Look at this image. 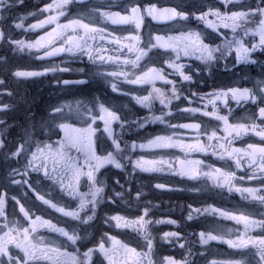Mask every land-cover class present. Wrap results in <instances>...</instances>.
<instances>
[{
    "label": "snow or ice",
    "instance_id": "obj_1",
    "mask_svg": "<svg viewBox=\"0 0 264 264\" xmlns=\"http://www.w3.org/2000/svg\"><path fill=\"white\" fill-rule=\"evenodd\" d=\"M23 3L24 0H0V22L6 21L12 10ZM115 3L116 0L112 4L107 0H51V3L41 9V12L49 13L47 18L31 24L24 31H36L46 25L55 27L33 42L16 39L11 28L6 31V24H0V45H4L6 41V46L19 52H24L25 49L35 51V59L40 61L67 56L83 64L86 58L87 64L80 71L85 76L92 72L100 81L111 84L113 92L129 94L117 87V80L142 88L151 86V91L143 88L147 95L141 92L133 95L132 99L153 113L139 120L128 121L116 108L108 106L100 97H95L76 101L75 106L67 103L50 106L46 110L47 114L39 117L36 113L31 116L26 114L27 123L22 127L17 140L5 136L11 125L0 119V157L8 165L3 182L21 188L27 185L26 191L31 192L35 200L45 206L28 207L20 199L12 197L19 205L23 221L19 218L11 219L6 213L9 199L7 187L0 192V264H196L191 248L182 259L171 255L158 258L155 238L149 228L153 221L148 219L147 206L144 207L143 214L134 219L119 214L104 216V223L109 227L115 222L116 228H131L140 235L144 241L141 250L129 247L107 232L98 244L88 247L86 238L79 234L76 227L68 224L67 220H57L54 223L55 218L47 211L51 209L68 220L91 225L99 218L102 205L117 201H123L129 206L132 203L139 205L145 192L143 187L133 183L137 171L158 173L167 170L172 175L186 177L188 180L207 178L215 188L227 189L230 193L234 191L240 194L241 199L264 206V68L259 78L252 80L240 67L258 64L252 58L253 53L264 54V0H219L218 4L198 0L190 6H186L183 0H177L171 7L159 6L152 0H128L123 6L126 14L112 10ZM219 5H223V11ZM205 8L208 10L205 11ZM61 17L67 22H61ZM145 17L169 27L163 29V33L157 29L154 34L152 26L145 24ZM23 19L25 18L22 17L21 21ZM193 19L203 23L205 28L211 29V33L216 35L205 34L202 30L190 27ZM109 24L134 26V31L127 27L109 30ZM12 27L24 28L22 22L14 23ZM145 27L146 38L142 35ZM220 29L228 31L221 33ZM172 32L177 34H171ZM249 37H258V42L255 39L249 42ZM233 53L234 60H229ZM182 57L199 61L210 75L214 69L219 68L221 61H227L224 70L237 77L232 84L219 90L206 94L192 92V96H198L202 107H193L194 102L188 96H184V99L188 100L189 106H175L179 113H199L201 117L218 121V124L212 125L204 120L179 122L172 111L170 106L173 101L181 99V86L169 77L179 76L180 81L188 85L198 82L193 77V72L196 71L194 66L180 62ZM4 63H7L6 59ZM89 64L94 66V70L88 68ZM68 71L70 69L66 66L49 65L43 71H12L8 75L19 79ZM202 71L203 69L200 70ZM199 74L196 72L197 77ZM243 79H248L252 86H245ZM157 81L162 85H171V94L157 87ZM88 82L87 79L63 80L65 86ZM7 83L6 78H0V97L12 96V92L7 90ZM229 100L235 103L236 108L243 109L246 115L240 117ZM156 101L162 106L159 115L154 111ZM218 101L227 109V114H221ZM209 106L211 111L208 110ZM9 110L8 104L0 103V112ZM73 117L81 123V127L72 126L70 121ZM167 117L177 119V122H172ZM157 123L173 131L170 134L155 135L146 143H129L124 138L126 132L133 131L131 124L139 130L148 124ZM114 125L119 126L120 132L115 130ZM57 127L64 136L54 141L53 136H59V132L55 131ZM250 136L258 137L259 142L246 141V146H234L237 140ZM72 149H75L76 156L71 155ZM173 149L179 150L184 156L165 158L174 153L164 150ZM137 150L141 153L161 151L158 159H147L143 155L133 159L132 153ZM192 153L205 156L210 154L223 164L215 167L202 159H191L189 157ZM12 161L17 165L24 161L26 163H23V167H17L11 164ZM128 165L131 166V173L127 172ZM112 168L124 173L127 179L122 182L118 173L111 172ZM237 172H245V175L238 176ZM32 173L37 174L34 181ZM113 178L114 183H111ZM44 181H50L53 187L46 191L48 186ZM237 181H258L259 185L238 186ZM55 187L59 188L63 196L76 201V205L53 197L51 192ZM154 187L168 191L183 190L163 183H155ZM84 188L87 190H83ZM189 207V221L195 218L194 214L217 215L243 225V231L234 239L232 230L225 233L214 229L199 233L202 245L217 241L236 250L232 259L213 260L211 264H264V213L255 216L249 212L231 211L212 205L204 208ZM60 223L65 226H59ZM155 223L177 222L167 220ZM41 230L63 237L72 246V251L62 250V246L55 240L37 236ZM180 239L175 231L165 232L162 237L166 243L173 240L178 243ZM108 242H111L110 247L107 246ZM178 246L184 249L185 243H178ZM13 248L18 249L23 256L13 252Z\"/></svg>",
    "mask_w": 264,
    "mask_h": 264
},
{
    "label": "flooded vegetation",
    "instance_id": "obj_2",
    "mask_svg": "<svg viewBox=\"0 0 264 264\" xmlns=\"http://www.w3.org/2000/svg\"><path fill=\"white\" fill-rule=\"evenodd\" d=\"M109 4L113 3V0H107ZM152 2L158 3L159 6L171 7L177 0H152ZM198 0H183V3L186 6L197 3ZM209 3H219V0H208ZM51 3V0H24L23 4H18L11 12L9 18L6 21L0 22V24H6V31L8 28H11V32L16 39H22L26 42H33L43 35L46 31H51L55 25H46L43 29H38L36 31H24V29L29 28L31 24L38 23L40 20L46 19L49 13L41 12V9L45 7L46 4ZM128 3V0H116L115 6L112 10L121 11L122 14H126L123 11V6ZM221 11L224 10L223 5H219ZM205 11L208 9L205 8ZM35 13V15H33ZM73 15L75 12L72 13ZM24 17L23 21L21 18ZM214 19V17H210ZM23 23L24 28L15 29L12 27L14 23ZM61 22H67L64 17H61ZM183 23V22H181ZM145 24L151 25L153 33L157 29H160L163 33V29L169 27L165 24H157L152 21L150 17H145ZM132 28L134 31V26H124V25H107L109 30L120 29V28ZM190 27L202 30L205 34L211 33V29L204 27L203 23H198L193 19ZM226 29H220V32H226ZM127 35L128 33H124ZM171 34H177L172 32ZM142 35L147 36V28L142 29ZM215 36V33H211ZM253 39L258 42V37L252 38L249 37L248 41L251 42ZM219 42V40H217ZM35 51L29 52L25 49L24 52H19L11 46H6V41L4 45H0V78H6L7 90L12 92V96L4 95L0 97V103L8 104L10 110L7 112H0V119H4L8 122L11 127L8 128V131L5 133V136L12 140L19 139L22 127L27 123L25 116H31L32 113H36L37 116L46 115V110L50 106L61 105V104H72L75 106L76 101H86L91 98L100 97L108 106L114 107L118 110L123 117L128 121L139 120L142 117L149 116L153 114L146 108H142L138 105L133 99L132 96L143 92V88H147L148 91H151V86H136L124 84L122 80H117V87L121 91L129 92L128 95H121L118 92H113L111 84H105L103 81L97 79L92 72H89L85 76L80 69L87 64V59L85 58L84 63L82 64L79 60L73 57H53L50 60L40 61L35 59ZM235 53L229 57V60H234ZM253 59L258 61V64L254 65H241L247 74V77L255 80L259 78L262 68H264V54L260 52L253 53ZM6 59L7 63H4ZM67 61L63 63V61ZM182 63L191 64L195 68L193 72L194 80L198 79L197 83L188 85L187 83H182L179 76L169 77L170 79L175 80L178 85L181 86V99L174 100L173 105L170 106L172 111L176 115L179 122H199L204 120L216 125L219 122L210 120L208 117H201L199 113L195 115L189 113H179L176 110V105L182 107L189 106L188 100L184 99V96H188L193 103V107H202V102L199 101L198 96H192V92H198L199 94H206L213 92L214 90H219L220 88L226 87L233 83L236 76L232 72H226L224 70V64L227 61H221L219 68L214 69L210 75L208 70L204 65H201L199 61L196 60H187L186 58H181ZM54 66L60 65L61 67H68L70 71L68 72H56L48 73L46 76L33 77V78H15L8 75L12 71H21V72H30V71H43L45 66ZM163 66V63L161 64ZM231 66V65H230ZM114 67V66H113ZM89 69L94 70V66L88 65ZM203 69L202 72L200 70ZM168 71H171L170 69ZM196 72H199V77H197ZM243 76V73H241ZM77 80V79H87L89 82L82 85H68L63 84V80ZM111 79V78H109ZM242 83L245 86L251 87L248 79H243ZM157 87L162 88L169 95L171 85H162L159 81L156 84ZM144 95H147V92H143ZM219 108L221 109V114H227V109L223 104L217 102ZM229 104L233 108H236V105L233 101L229 100ZM162 106L158 101L154 102V111L156 115L160 114V109ZM209 111H211V106H209ZM67 111V109L65 110ZM167 111V110H165ZM236 111L240 113V117L246 115V113L241 108H236ZM182 118V119H181ZM166 119L172 120V122H177V119L172 117H167ZM231 119V118H230ZM239 119V117H238ZM73 127H81V123L73 117L70 121ZM86 126V125H85ZM133 129L131 133H125L124 138L128 140L129 143L132 142H144L146 143L148 139L154 138L155 135L159 134H170L172 129H165L162 124H148L145 128L137 130L134 124L130 125ZM103 127L101 123V128ZM114 128L117 132H120L119 126L114 125ZM55 131L59 132V128H55ZM184 132L185 130H178ZM100 135V133H97ZM64 133L59 132V136H53V140L63 138ZM105 139L106 136H105ZM246 141L248 142H259L258 137L250 136L245 137L244 139L237 140L234 144L236 147L246 146ZM110 143V141L108 142ZM33 151L35 148L32 149ZM161 150H155L151 152L141 153L137 150L135 153H132L133 159L143 155L147 159L159 158ZM165 152L174 153L173 156L165 158L175 159V157H183L184 154L179 152V150H164ZM71 155L76 156L77 153L75 149L71 150ZM191 159H202L206 164H212L215 167L221 166L222 161H217L215 157L210 154L205 156L201 153H192L190 154ZM23 163H26L24 161ZM23 163L17 165L15 161H12L11 164L17 167H23ZM127 164V161H125ZM231 164V161H229ZM233 170H235L234 165H232ZM8 165L3 161V158L0 157V192L4 190V187L8 189V202L6 206V213L11 219L19 218L23 221V216L19 212V205L16 204V200L12 197L20 199L26 206L33 207H45L40 204L39 201L35 200V196L31 192H27V185L23 188L14 185V184H5L3 182V177L7 175ZM131 166H127V172L131 173ZM246 171H250L247 170ZM112 173H118L122 182L127 179L124 173H119V170L112 168ZM36 173L31 174L33 181L35 180ZM238 176H244L245 172H237ZM19 178V177H17ZM42 179V174H41ZM114 183V178L110 181ZM133 183L138 187H143L145 192L144 198L141 200L139 205L132 203L130 206L125 204L123 201H117L115 203H108L106 206H101V211L99 212V218L91 223V225H82L77 221L68 220L66 217L60 216L58 213L52 212L51 209L47 211L55 219L53 222L59 221H68V224L77 228L79 234L86 238L85 242L88 244V247H93L99 243L101 237L104 236V233L107 232L108 235L115 236L116 239L120 240L123 243L128 244L129 247H135L137 250H141L144 247V241L140 235H138L131 228H116L115 222H112V226L109 227L104 223V216L107 215H123L128 218H136L137 215H142L144 207L149 208L148 219L152 220L153 223L149 226L150 231L155 238V246L158 258H162L165 255L174 256L176 259H182L188 255V250L191 248L193 252V258L196 261V264H211L213 260L223 261L233 258L236 250L228 247L227 244L218 243L217 241H210L208 245H202L199 241V233L206 230H217L224 231L225 233L228 230H232V238L234 239L239 232L243 231V225H238L234 221L225 220L217 215H204L196 216L194 214V219L189 221L187 216L191 211L192 207L204 208L208 205L219 207L222 209H227L231 211H243L259 216L261 213H264V206L259 205L256 202L250 200L241 199L239 193L228 192L227 189L215 188L211 181L207 178H201L199 180H188L186 177L181 178L180 176H175L170 174L169 171L165 170L164 172L158 173H142L137 171L133 179ZM155 183H163L168 187H175L183 189L182 191H168L164 189H156L154 187ZM44 184L48 186L46 189L49 190L53 186L50 181H44ZM238 186H258V181H237ZM83 190H87L84 188ZM110 191V189L108 190ZM52 196L58 199H61L67 203L76 205V201L70 200L67 196H63L60 193L58 187H55L51 192ZM90 214V213H89ZM84 215V213H82ZM174 220L176 224L168 223H155L156 221H167ZM26 223V222H25ZM59 226H65L63 223H60ZM175 231L179 234L181 239L178 243H185V248L181 249L178 246L176 241L163 242L162 237L165 232ZM256 235V233H252ZM37 236H43L47 239H52L57 241L62 246V250L72 251V246L66 241L63 237L57 236L55 233H49L47 230H41L37 233ZM186 238V239H185ZM106 239V237H105ZM107 246H111V242H108ZM86 249H81L84 251ZM13 252H16L18 255L23 256L22 253H19L18 249L13 248ZM254 251V250H253ZM203 252V255L200 253ZM99 256V254H97ZM101 260L102 257H99ZM239 258V257H237ZM106 264V262H105Z\"/></svg>",
    "mask_w": 264,
    "mask_h": 264
}]
</instances>
